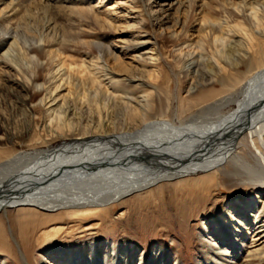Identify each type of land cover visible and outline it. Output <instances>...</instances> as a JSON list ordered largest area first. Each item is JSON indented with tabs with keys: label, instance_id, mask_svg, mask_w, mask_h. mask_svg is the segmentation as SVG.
Listing matches in <instances>:
<instances>
[{
	"label": "bare ground",
	"instance_id": "6f19581e",
	"mask_svg": "<svg viewBox=\"0 0 264 264\" xmlns=\"http://www.w3.org/2000/svg\"><path fill=\"white\" fill-rule=\"evenodd\" d=\"M88 1L0 0V76H18L0 78V85L23 92L17 99L32 124L17 134L0 124V140L9 145L0 149L4 252L17 257L19 251L29 260L37 241L27 238L36 231L30 223L54 242L73 226L84 233L111 224L114 210L124 214L121 199L128 195L147 201L165 186L199 196L222 177L236 175L257 188L261 206L248 196L209 210L199 221V242L207 243L201 262L234 264L246 230L256 226L239 262L264 264V245L253 246L264 238V0H221L212 21L205 1L156 6L159 22L167 18L175 28L167 35L175 46L201 14L198 39L175 48L177 74L169 68L171 76L164 77L189 82L184 91L157 82L158 50L139 52L157 43L149 36L132 48L138 76L102 41L91 42L99 49L84 51L80 59L65 54L77 50L86 19L99 30L111 25L108 14ZM226 132L232 136L223 139ZM20 142L26 143L22 149ZM115 241L88 237L50 247L39 264H133L136 244L125 240L116 247ZM168 249L159 245L149 258L141 248L135 264H165ZM173 264L182 263L175 258Z\"/></svg>",
	"mask_w": 264,
	"mask_h": 264
},
{
	"label": "rangeland",
	"instance_id": "374dc122",
	"mask_svg": "<svg viewBox=\"0 0 264 264\" xmlns=\"http://www.w3.org/2000/svg\"><path fill=\"white\" fill-rule=\"evenodd\" d=\"M197 1L198 3L205 1L206 3L210 4L211 9L207 10L205 15H207L208 18L210 17V21H212L211 19L215 20L214 18L216 17V13L220 8L219 4L221 3V0ZM88 3L90 5L96 6L100 12H106L109 16L111 25L108 29L100 28L99 30V26L97 27V25L91 19H89V21L86 19L84 21L85 23H80V28L83 29V33L79 34L80 44H76L78 46H76L77 50L69 51L68 49H65V54L73 58L80 59L84 51H90L92 54H94L99 49L94 47L96 44L93 45L91 42L102 41V43L108 44L112 50L115 52L117 51L116 53L119 54L122 63L125 65L127 64L126 66L128 67L133 66V69L136 70V67L139 66L140 62L133 58L132 54L136 52H133L132 48L137 46V42L143 41L149 36L151 41L154 40L157 43L155 46H152V44L148 42L145 48L140 49L141 51L139 52L143 53L150 47H155V50H158L157 52L160 55L161 61V77H159L160 79L157 78V82L162 84L164 89L167 88L169 90L170 88H178L181 91H184L188 87L189 82L180 83L179 81L176 82L172 78V80H167L164 77L168 75L170 69L176 71L177 74V69L175 70L174 68L176 67L175 60L177 59V47H183L187 44H190L191 42L195 44L196 40L198 39V28L202 23V19L200 17L201 14H197L192 17L188 25V29L180 36V41L178 43L179 45L175 46V44H173V42L167 36L175 28L168 27L169 23H166L165 21L167 18L162 22H159L154 11L158 5L166 6L168 0H89ZM143 13L148 14H145V16ZM144 20L146 22H144ZM177 29L179 30V28ZM80 39L82 40V43L80 42ZM180 43L183 45H180ZM90 49H92V51ZM110 61V63H113V60L110 59ZM135 72V76H138L137 73L139 71L136 70ZM14 74V72L10 71L1 75L0 78L1 80H4L7 77L16 79L18 76ZM169 75L171 76L170 73ZM150 80L156 81V79L154 80L152 78ZM3 83L0 85V124L2 123L8 132H13L15 134L21 132L25 128H32L27 108L24 106L22 107L17 99L18 96L23 95V92L20 90L16 91L12 88H5ZM166 85L168 86L166 87ZM231 106L233 105L230 104L229 107ZM1 134L2 133H0V135ZM5 144H7L6 140H0V149L9 146ZM25 145L26 143L20 142L17 146L18 148L22 149L25 147ZM199 174L201 173L198 172L191 174L190 177H195ZM222 178L223 179L219 181L220 183H218V186H215V189L208 188L206 190H201L198 192L199 196H194L195 194H193V192H190L186 195L182 192H177L172 188L165 186L162 187L163 189L161 196L159 194L158 197L157 195L152 196L147 201L130 199L131 197L128 195L121 199L122 201L125 200L124 214L120 216L118 215V210H114L111 218L113 222H111V224L101 223L96 229H92L91 231L86 230L84 233H81L82 228H79V226H73L71 231H67L69 232L68 234L65 232L58 233L54 237L58 239L54 240V242H47L49 240L47 237L42 238V231L44 230H41V228L38 229L39 227H37V222L30 223L28 224V228L33 227L32 230L36 231H31L27 238L32 241L36 238L37 241L33 244L34 248L31 249L32 254L30 253L28 256L29 260L25 258L22 260L20 257L21 253L18 251V249L17 257L7 255V253L4 252L5 247L4 249L2 247V233L0 232V261L3 260L8 264H39V260L41 258L39 255H41L42 252H44L47 248L61 246L69 242L79 241V239L81 240L88 237H98L101 240H103L105 237H108L116 240V247L122 246L125 240H128L132 244H136V250L134 252L136 258H134L135 260H132L133 264L137 262L138 252L141 248L144 250L145 255L150 258V256L155 253V251L152 249L159 245L169 248L167 257L168 261L165 260V264H173L175 258H179L182 264H202L201 261H203V258L207 257V254L204 253L207 250V243L204 244L203 242H199V221L209 210L214 209L217 206L226 208L230 204L231 200H237L240 199V197L248 196L256 199L257 208L261 206V198L263 196H259L255 193L257 188L248 184L247 179L236 175L233 176V178ZM152 188H154L153 193L158 192L155 186L151 187V189ZM7 209L14 210V208ZM254 210V212L250 213L251 221H253V213L256 212V209ZM262 220H264V218H262ZM82 225H84V223H82ZM246 225L247 224H245V226ZM252 228L253 227H250L246 230V235L242 241L240 257L233 259L232 262L234 264L241 263L239 262L241 260L240 258L242 255H244L247 246L250 245V238H252V235L258 233V230H255L256 226L254 229ZM16 236V232H13L14 239H16ZM60 236L61 238H59ZM263 239L254 241L253 246H263ZM206 261L207 258H205V262Z\"/></svg>",
	"mask_w": 264,
	"mask_h": 264
},
{
	"label": "water",
	"instance_id": "95a60500",
	"mask_svg": "<svg viewBox=\"0 0 264 264\" xmlns=\"http://www.w3.org/2000/svg\"><path fill=\"white\" fill-rule=\"evenodd\" d=\"M225 134H226V135H227V134H229V135H227V136H224V137H223V139H226V138H229V137H231V136H232V134H231L230 132H226ZM233 135H234V134H233Z\"/></svg>",
	"mask_w": 264,
	"mask_h": 264
}]
</instances>
